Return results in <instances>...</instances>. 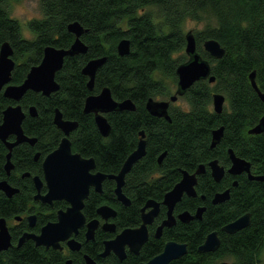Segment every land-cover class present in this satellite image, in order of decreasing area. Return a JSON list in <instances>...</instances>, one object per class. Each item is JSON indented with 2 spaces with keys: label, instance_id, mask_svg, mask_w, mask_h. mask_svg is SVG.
Here are the masks:
<instances>
[{
  "label": "trees",
  "instance_id": "1",
  "mask_svg": "<svg viewBox=\"0 0 264 264\" xmlns=\"http://www.w3.org/2000/svg\"><path fill=\"white\" fill-rule=\"evenodd\" d=\"M9 3L10 0H0V47L9 41L14 49L13 84L23 83L31 67L41 62L47 45L65 49L72 45L75 36L68 31L72 22L78 21L88 30L82 36L88 52L65 58L56 74L60 85L57 92L47 97L28 91L21 100L26 112L24 132L37 142L35 145L25 142L13 148L11 159L15 168L9 176L5 170L8 149L0 140V181L8 180L19 189L11 198L0 191V218L11 221L22 217L11 228L13 245L0 253V264H65L70 258L73 264H86L85 254L98 264H140L161 253L168 241L188 245V253L170 264H210L226 258L232 264H263L264 180H250L246 173L234 176L227 170L231 166L229 149H232L251 162L254 175L264 176V132L257 135L248 132L264 115V103L250 80V74L255 71L256 82L264 91V0H40L42 17L27 23L33 38L23 35L22 24L10 14ZM189 19L204 24L203 29L194 32L197 51L209 61L216 80L197 81L180 96L178 100H183L187 109L176 104L178 100L170 103L169 121L152 115L146 105L150 98L169 100L176 92V70L188 60L183 27ZM123 38L131 41L130 53L125 56L117 51V44ZM210 38L218 40L225 49L221 59L204 49L205 40ZM104 56L107 60L97 71L94 89L90 91L89 77L82 69L89 60ZM105 87L111 89L115 100L130 99L136 105L134 111L106 115L111 125L108 137L100 133L94 114L84 112L87 97ZM216 93L226 97L220 114L213 108ZM12 104L16 103L0 93V123L4 110ZM31 106L37 109L36 117L28 113ZM57 108L65 119L79 124L70 135L73 151L86 158L94 157L98 171L117 174L137 148L141 131L146 139L145 156L125 178L123 192L131 204L124 206L118 201L116 182L110 179L104 181L102 193L92 189L85 202L83 211L87 220L99 218L97 210L104 204L114 207L118 212L114 219L116 232L109 233L99 227L95 240L86 241V228H82L77 236L82 243L78 252H71L65 245L64 250H47L33 240L17 245L23 233L39 232L68 205L56 201L50 207L34 200L37 190L33 176H42L41 161H35V154L47 156L64 136L54 124ZM221 126L223 137L212 147L213 131ZM164 152L160 163L159 157ZM214 159L226 168L220 182L214 180L208 167ZM201 164L207 170L199 176L197 197L184 196L175 214L186 210L194 214L205 206L202 219L189 223L178 220L156 238V228L167 217V208L162 204L165 194L181 180L183 170L192 173ZM25 173L30 176H23ZM227 189L231 190L229 200L214 204V195ZM150 199L161 203V210L149 226L150 237L140 253H128L125 260L113 253L102 257L105 241L141 224L142 208ZM32 212L38 216L33 229L26 218ZM248 212L251 213L248 227L234 234L222 231L226 224ZM212 231L219 232L220 248L216 252L199 253L198 247Z\"/></svg>",
  "mask_w": 264,
  "mask_h": 264
},
{
  "label": "water",
  "instance_id": "2",
  "mask_svg": "<svg viewBox=\"0 0 264 264\" xmlns=\"http://www.w3.org/2000/svg\"><path fill=\"white\" fill-rule=\"evenodd\" d=\"M68 31L75 36L72 45L65 48H58L53 45H47L44 48V54L41 62L29 70L26 79L21 84L12 83V72L16 62L13 58L14 49L9 41L2 43L0 47V93L5 98L13 100L16 104L8 106L3 112V120L0 123V140L6 145L8 153L6 156L5 170L9 176L14 170L15 165L11 159L12 151L15 146L22 143L35 145L36 138L26 135L23 129V121L26 112L20 104L21 100L28 91L42 93L44 96H51L60 89L56 80V74L64 65L66 57H72L79 54H86L88 46L83 41L82 36L88 31L78 22H72L68 25ZM186 47L185 53L188 60L180 64L176 70L178 84L176 92L169 100H155L150 98L147 102V110L154 116L164 117L171 120L169 115L170 103H174L180 96L197 81L209 79L211 83L216 78L212 75L211 65L208 60L204 59L197 51V42L194 32L189 31L185 35ZM204 49L214 58L221 59L225 55V49L220 42L214 38L205 40ZM131 50V41L123 38L117 44V51L121 56L128 55ZM107 57L93 58L89 60L82 69V73L89 77L88 88L94 89L96 73L106 62ZM251 83L264 103V91H262L256 82V72L250 74ZM226 97L221 93L213 96V108L218 114L222 113ZM136 105L132 100L117 101L113 98L109 87L103 88L98 94H91L85 101L84 112L93 113L96 125L104 137H108L111 131V125L108 121L107 114L114 111L130 110L134 111ZM28 113L32 117L38 115L35 106H31ZM54 124L60 129L64 136L58 147L50 152L42 162L43 176H33V182L37 193L34 200L41 204L53 206L55 201H65L68 203L66 209H61L57 213V219L48 222L41 227L40 232H25L18 240V246H22L26 240H33L37 246H43L47 250H63L62 243H66L72 252H78L82 248V243L76 239L81 228L86 227V240L94 241L96 230L101 228L109 233L116 232L117 210L107 204L100 206L97 210L99 218L87 220L84 214V207L91 190L102 193L103 183L110 179L116 182L115 193L119 202L124 206H129L131 200L123 192L126 175L131 171L136 162L142 159L146 154V139L144 131H141V139L137 148L129 154L121 170L117 174H107L98 171L94 157L86 158L80 153L74 152L70 135L74 132L79 124L77 121L68 120L63 117L62 112L57 108L54 115ZM249 134H261L264 132V115L259 122L248 131ZM224 133V127L221 126L213 131L212 147H216ZM14 140H10V137ZM165 152L159 157L161 163L164 159ZM231 166L227 172L234 176L246 173L250 180H264V176L254 175L251 171V162L238 156L232 149H229ZM40 157V153L35 154V160ZM208 167L211 175L216 182H220L226 168L219 163L218 159L212 160ZM207 170L206 165L201 164L195 172L187 170L182 171L181 180L165 196L162 204L167 208V217L155 230V237L160 238L164 228H171L180 220L183 223H189L192 220H201L206 209L201 206L193 214L188 210L175 214L176 206L182 201L184 196L197 197L196 186L199 176ZM23 176H30L25 173ZM238 182H234L237 186ZM46 187V192L42 188ZM0 191L8 198L13 197L19 192L17 187L12 186L8 180L0 181ZM231 190L227 189L214 195L212 202L214 204L223 203L229 200ZM202 199H205L202 196ZM161 203L150 199L146 202L141 211V224L138 227L126 228L120 231L114 238L105 241L102 257L111 253L115 254L120 260L127 258L128 252L138 255L143 245L149 240V225H152L159 215ZM16 220L20 221L21 217L17 216ZM31 228L36 226L37 215L31 214L27 217ZM251 224V213H246L234 221L226 224L222 231L228 234H234ZM13 245L12 234L6 218H0V253L8 250ZM221 246V238L218 231L210 232L202 245L198 247L199 253L216 252ZM188 253L187 243L177 241H168L161 253L154 256L147 262L140 264H170L174 260L181 259ZM86 264H98L95 259L88 254L84 255ZM65 264H73L72 259H68ZM210 264H231L228 261H216Z\"/></svg>",
  "mask_w": 264,
  "mask_h": 264
},
{
  "label": "rangeland",
  "instance_id": "3",
  "mask_svg": "<svg viewBox=\"0 0 264 264\" xmlns=\"http://www.w3.org/2000/svg\"><path fill=\"white\" fill-rule=\"evenodd\" d=\"M13 5L22 6L20 11H19L18 16L11 14ZM9 9H10L11 16L14 19H17L18 21H20V23L22 24L23 35L25 37H28V38H33L34 35L29 30V28L27 27V23L33 19L42 17V12L40 9V0H10ZM203 28H204L203 23H198L197 21L189 19L185 22L183 30L185 33H187L189 31L195 32V31L201 30ZM176 104L182 105V104H186V103L183 100L179 99L176 102ZM187 108H188V105H187ZM14 223H15V221H13V220L9 221L10 225H13ZM224 260L231 262V259H229V258L228 259L226 258ZM262 262L264 264V248L262 251Z\"/></svg>",
  "mask_w": 264,
  "mask_h": 264
},
{
  "label": "flooded vegetation",
  "instance_id": "4",
  "mask_svg": "<svg viewBox=\"0 0 264 264\" xmlns=\"http://www.w3.org/2000/svg\"><path fill=\"white\" fill-rule=\"evenodd\" d=\"M37 153H40V152H37ZM44 158H45V157L42 158L41 153H40V157H39L37 160H35V161H41V165H42V162H43V159H44ZM42 176H43V169H42ZM42 176H41V177H42ZM43 188H45V191H44V192L42 191V192L45 193V192H46V187L44 186ZM43 188H42V190H43ZM36 193H37V192H36ZM37 202H38V201H37ZM55 202H56V201H55ZM39 203H40V202H39ZM43 205H46V204H43ZM48 206H49V205H48ZM53 206H54V205H53ZM53 206H50V207H53ZM67 206H68V205H67ZM65 209H66V208H65ZM60 210H61V209H60ZM160 210H161V209H160ZM57 213H58V212H57ZM31 214H36V213H33V212H32V213H30L29 215H31ZM29 215H28V216H29ZM36 215H37V214H36ZM28 216H27V217H28ZM20 217H21V216H20ZM27 217H26V218H27ZM15 218H16V217H15ZM37 218H38V216H37ZM21 220H22V217H21ZM21 220H20V221H21ZM7 221H8V220H7ZM13 221H15V223H14L13 225H10V224H9V221H8V225H9V227H10V230H11V228H12L15 224H17L18 222H20V221H18V220H16V219H14ZM27 221H28V220H27ZM55 221H56V220H55ZM88 221H89V220H88ZM51 222H53V221H51ZM114 222H115V221H114ZM161 223H162V222H161ZM28 224H29V223H28ZM36 225H37V222H36ZM44 225H45V224H44ZM44 225H43V226H44ZM149 226H150V225H149ZM29 227H30V226H29ZM100 227H101V226H100ZM30 228H31V227H30ZM33 228H34V227H33ZM33 228H32V229H33ZM83 228H86V227H83ZM40 229H41V228H40ZM81 229H82V228H81ZM81 229H80V230H81ZM26 232H28V231H26ZM30 232H35V231H31V230H30ZM39 232H40V230H39ZM39 232H36V233H39ZM79 232H80V231H79ZM11 234H12V232H11ZM78 234H79V233H78ZM117 234H118V233H117ZM117 234H116V235H117ZM85 235H86V233H85ZM21 236H22V235H21ZM21 236H20V237H21ZM77 236H78V235H77ZM76 239H77V237H76ZM77 240H78V239H77ZM78 241H79V240H78ZM86 241H87V240H86ZM12 242H13V241H12ZM62 244H63V246L65 245V246L68 248V246L66 245V243H62ZM65 246H64V249H65ZM64 249H63V250H64ZM68 249H69V248H68ZM69 250H70V249H69ZM70 251H71V250H70ZM71 252H72V251H71ZM128 253H130V252H128ZM132 254H133V253H132ZM127 256H128V255H127ZM70 259H71V258H70ZM72 261H73V260H72ZM221 261H226V260H221ZM231 264H232V263H231Z\"/></svg>",
  "mask_w": 264,
  "mask_h": 264
},
{
  "label": "clouds",
  "instance_id": "5",
  "mask_svg": "<svg viewBox=\"0 0 264 264\" xmlns=\"http://www.w3.org/2000/svg\"><path fill=\"white\" fill-rule=\"evenodd\" d=\"M21 7H22V6H20V5H13V8H12V12H11V14H12V15H17V16H18ZM181 103H182V102H181ZM182 106H183L185 109H187V105H186V104H182Z\"/></svg>",
  "mask_w": 264,
  "mask_h": 264
}]
</instances>
